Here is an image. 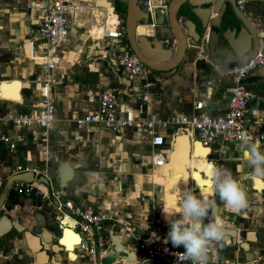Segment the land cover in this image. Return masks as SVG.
Segmentation results:
<instances>
[{"label": "crops", "instance_id": "obj_1", "mask_svg": "<svg viewBox=\"0 0 264 264\" xmlns=\"http://www.w3.org/2000/svg\"><path fill=\"white\" fill-rule=\"evenodd\" d=\"M37 6L36 0H0V116L29 112L37 100L41 69L29 59L30 49L23 47L29 40H38ZM245 10L257 14L260 19L254 22L264 26V0H249ZM93 24L96 21L83 11L80 24L70 25L67 40L58 52L51 74L55 119L49 128H16L0 121L1 131L16 143L1 162L0 173L8 176L16 165L36 169L35 179L42 175L50 180L48 186L37 182V187L47 192L51 186L58 187L57 169L67 162L74 176L61 188V201L70 207L90 204L107 215L102 230L108 237L106 251L90 255L79 225L54 207L45 213H55L60 235L31 233L35 223L31 212L38 210L40 198L9 189L0 216L8 214L28 225L29 238L15 229L0 237V264H117L119 259L107 255L113 247L112 235L118 236L120 245L133 251L137 235L154 232L158 240L166 241L170 225L164 218L163 204L167 207L174 189L185 188H194L197 194L201 188L205 195L214 198L216 214L224 220V237L214 242L209 264H264V177L252 174L241 151L243 143L217 138L204 145L194 130L175 127L149 131L144 126H131L114 131L93 123L77 124L78 119L97 109L100 92L106 85L116 88L120 110L137 121L178 113L223 114L230 89L226 71L240 60L223 61L220 67L219 61L207 57L201 43L195 61L200 60L199 66L206 70L203 73L196 67L192 84L171 83L154 71L151 79L127 80L109 50L111 45L128 46L125 37L123 42L113 41L116 45L108 39H93L87 31ZM262 33L264 36V29ZM260 46L264 52V37ZM201 81L207 84L202 85ZM14 82L18 83L16 89ZM245 83L256 93L246 107L245 119L263 129L264 67L254 69ZM195 101H203L201 109L193 108ZM259 143L264 151V141ZM156 153L164 156L160 166L155 162ZM213 166L228 169L242 182L247 206L239 212L224 207L219 196L213 197L209 191L206 172ZM228 232L233 235L230 237ZM45 239L51 241L46 243ZM65 240L71 243L70 248ZM134 259L139 264H160L135 251Z\"/></svg>", "mask_w": 264, "mask_h": 264}, {"label": "built area", "instance_id": "obj_2", "mask_svg": "<svg viewBox=\"0 0 264 264\" xmlns=\"http://www.w3.org/2000/svg\"><path fill=\"white\" fill-rule=\"evenodd\" d=\"M38 7L37 30L38 40H29L24 43V49L29 48V59L40 66L41 79L37 100L29 112L21 114H5L0 116V121L12 123L16 128L36 125L42 130H46L55 119V104L52 98V70L56 66V58L61 45L67 40L69 27L73 24H80V15L83 11L89 10V16L96 21L100 29L99 37L96 40L122 41L125 37L124 26L122 25L114 5L109 7H96L88 0H36ZM249 0H235L239 10H245ZM137 4L146 12L147 23H140L149 31L144 34L151 36L159 16L166 15L167 0H138ZM99 9V10H98ZM99 16L102 17L99 20ZM112 18V20H109ZM264 18V11L262 12ZM92 27V26H91ZM90 27V28H91ZM90 28L87 30L90 33ZM112 59L119 67L127 80L136 78L151 79L153 70L143 64L127 45L118 46L110 51ZM264 67V52L261 48L251 57L229 67L226 71L230 82L227 109L225 113L210 116L206 113L188 116L184 113L172 114L169 116L152 117L145 121H137L128 114L125 115L119 108L116 88L106 85L100 92L97 109L84 115L77 120V124L84 126L93 123L97 126L110 130H119L124 127H146L149 131L167 127H175L181 131L194 130L199 141L204 145L214 142L217 138L229 142H263L264 128L247 123L245 111L248 103L255 98L256 93L250 89L245 79L256 68ZM146 86H149L146 84ZM203 101H195L194 109H201ZM0 140L6 143L7 151L15 149V140L3 133L0 129ZM156 164H163V155L156 153ZM0 160V164H1ZM31 171L37 174L36 169L27 166L16 165L8 174L14 175L19 172ZM0 173V191L6 181V177ZM35 179V178H34ZM37 182H24L13 180L10 190L17 194H31L38 196L47 208L54 207L64 216L72 217L80 227L84 240L88 246L90 255L96 252L106 251L108 237L102 234V230L108 217L105 213L95 210L92 205H72L67 206L61 201L62 190L57 187H50L47 192H43L37 187ZM42 185L41 183H39ZM152 233L137 235L135 237L134 251L137 255L158 261L160 264H177L174 253L184 252L183 248H176L165 241H152ZM167 249V251H165ZM211 252V251H210ZM210 260V253H209ZM95 264V263H94ZM191 264V262H187ZM209 264V261H208Z\"/></svg>", "mask_w": 264, "mask_h": 264}, {"label": "water", "instance_id": "obj_3", "mask_svg": "<svg viewBox=\"0 0 264 264\" xmlns=\"http://www.w3.org/2000/svg\"><path fill=\"white\" fill-rule=\"evenodd\" d=\"M137 1L126 0L123 26L128 47L143 64L152 68L160 78L169 79L171 83L179 85L184 83L187 86L192 84L196 78V67L204 73L206 69L199 66L200 60L195 61V54L201 43H204L207 57L211 61H219L220 63L216 64L220 67L223 61H233L235 58L244 61L261 47L264 26L254 22L260 18L257 14L252 15L246 10H239L235 0H168L166 15L157 17L151 36L136 32L140 23L148 21L146 12ZM88 2L96 7L113 5L110 0ZM98 2L103 3L97 4ZM212 13L215 14L214 17H210ZM201 82L202 85L207 84L206 81ZM7 153L6 143L0 140L1 161L7 159ZM57 176L58 187H65L74 176L72 166L67 162L62 163L57 169ZM13 180L36 181L46 186L50 185V180L42 175L34 179V173L31 171L11 175L0 191V209L5 204ZM46 210L49 208L39 203L38 210L31 212L35 223L30 231L33 234L52 233L57 237L59 229L55 223L57 221L55 213L53 211L45 213ZM27 227L28 225L13 220L8 214L0 216V237L15 229L29 238ZM228 235L231 237L233 234L228 232ZM43 241L49 243L51 240ZM112 242L113 247L108 250L107 255L119 259L117 264H139V261L134 259V251L119 244L118 236L112 235Z\"/></svg>", "mask_w": 264, "mask_h": 264}, {"label": "clouds", "instance_id": "obj_4", "mask_svg": "<svg viewBox=\"0 0 264 264\" xmlns=\"http://www.w3.org/2000/svg\"><path fill=\"white\" fill-rule=\"evenodd\" d=\"M241 151L253 170L252 174L264 177V151L261 150L260 143L245 141ZM206 177L209 191L213 197L219 196L224 207L239 212L247 206V193L242 182L228 169L210 167ZM199 189V194L194 188L174 189L167 207L163 204L164 218L170 225L165 243L171 242L174 247L183 246L185 249L184 252L174 253L177 264H208L214 242L224 237V220L216 214V200ZM158 239L157 234L154 236L152 233L150 242Z\"/></svg>", "mask_w": 264, "mask_h": 264}, {"label": "trees", "instance_id": "obj_5", "mask_svg": "<svg viewBox=\"0 0 264 264\" xmlns=\"http://www.w3.org/2000/svg\"><path fill=\"white\" fill-rule=\"evenodd\" d=\"M113 5L123 25V19H124V14H125V9H126V0H113Z\"/></svg>", "mask_w": 264, "mask_h": 264}, {"label": "rangeland", "instance_id": "obj_6", "mask_svg": "<svg viewBox=\"0 0 264 264\" xmlns=\"http://www.w3.org/2000/svg\"><path fill=\"white\" fill-rule=\"evenodd\" d=\"M112 1V0H111ZM113 2V1H112ZM103 2H98L97 4H102ZM109 7V5L107 6ZM110 9V7L108 8ZM102 17L99 16V20H101ZM109 20H112V18H110ZM121 21V20H120ZM92 37H98V35L100 34V29L98 28L97 25L93 24L92 27L90 28V33H89ZM93 47V46H92ZM118 48V45L117 46H109V50H112V49H117Z\"/></svg>", "mask_w": 264, "mask_h": 264}, {"label": "bare ground", "instance_id": "obj_7", "mask_svg": "<svg viewBox=\"0 0 264 264\" xmlns=\"http://www.w3.org/2000/svg\"><path fill=\"white\" fill-rule=\"evenodd\" d=\"M146 31H148V29H146V27H144V26H139L138 28H136V32H138V33H140V34H143V33H145ZM99 36V35H98ZM18 83H13V86H14V88L16 89V87L18 86L17 85ZM71 222V221H70Z\"/></svg>", "mask_w": 264, "mask_h": 264}, {"label": "snow or ice", "instance_id": "obj_8", "mask_svg": "<svg viewBox=\"0 0 264 264\" xmlns=\"http://www.w3.org/2000/svg\"><path fill=\"white\" fill-rule=\"evenodd\" d=\"M201 153L198 152V155H200ZM197 181L201 183V186L203 187V182L200 181V176L199 174H197V177H196ZM173 188H175V182H173V185H172ZM68 246L69 248L71 247V243L68 241V240H65L64 241Z\"/></svg>", "mask_w": 264, "mask_h": 264}]
</instances>
